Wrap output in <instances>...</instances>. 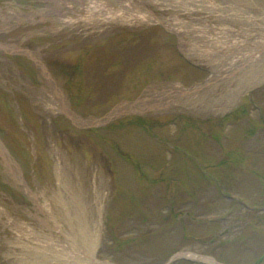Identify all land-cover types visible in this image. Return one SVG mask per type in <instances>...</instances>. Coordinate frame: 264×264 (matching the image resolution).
I'll return each instance as SVG.
<instances>
[{"label":"rangeland","instance_id":"1","mask_svg":"<svg viewBox=\"0 0 264 264\" xmlns=\"http://www.w3.org/2000/svg\"><path fill=\"white\" fill-rule=\"evenodd\" d=\"M135 1L168 25L87 19L103 0H0V208L65 241H35L48 264L84 250V224L100 264H264V80L225 96L264 71V0ZM197 2L212 10L183 12Z\"/></svg>","mask_w":264,"mask_h":264},{"label":"bare ground","instance_id":"2","mask_svg":"<svg viewBox=\"0 0 264 264\" xmlns=\"http://www.w3.org/2000/svg\"><path fill=\"white\" fill-rule=\"evenodd\" d=\"M140 1H142V0H140ZM143 1L145 3H150V4H154L153 2H156V0H143ZM159 2L163 6H166V7H175V5H180L179 3H181V2H177L176 0H174L173 4L172 3H167L166 5H165V3L167 1H165V0L159 1ZM95 3H96L95 11L92 12V10L89 9L91 14H88L87 18L95 20L97 17H100V18H104L105 19L104 21H107V20L108 21H114V20H116L118 23H123V22L134 23L135 21L136 22L139 21L141 23H145L148 20H153V18H154V20H156V21H159V22H161V23H163L165 25L167 24V22L164 23V19L162 20V18L157 17L155 15V13L151 12L145 6H142L141 4L136 2L135 0H115V4L114 5L109 4L112 7H115V8H113L114 10H111L109 8L106 9V5L105 4L109 3V0H103V2H95ZM111 3H113V2H111ZM197 3H199V5H195V8L193 6L194 4H188V6L190 8L184 7L183 9H185V10H183V12L192 13V12H194L193 9H195V11H200L201 9L206 10V11H211L212 10V8H211L212 5H208L206 3L201 4L200 2H197ZM228 16L235 17V13L231 14V12H229ZM179 21L180 20L176 19V23L177 24L179 23ZM207 26H208V28L214 29L213 27H211L209 25H207ZM174 27L173 28L170 27L169 30L172 29L175 33L177 32L179 34L181 32V30L179 28V25H177V26L174 25ZM192 29L195 31L198 28L195 25H193ZM207 29L204 28V29H202V31L206 32ZM216 30H220V29L218 28ZM205 34L206 33H204L203 36L206 37ZM226 34L230 35L231 33L227 32ZM249 37H251V36H249ZM246 38H247V36H245L243 34L244 41L240 40V38H237V39L242 44H247V42H250V41L249 40H245ZM206 40L210 41V37L207 36ZM210 42L211 43L203 42L204 43L203 45L206 46L205 48H207L208 50H211V51L214 50V49H217L216 47H218V46L215 43H212V41H210ZM235 42L237 43V41H235ZM221 44H223V43L219 42V46ZM212 58L216 59L215 55ZM38 59H39V56H38ZM244 60H246V59H240L239 63L237 62L238 63L237 70L241 71L242 69L245 68L246 65H244ZM212 65H214V63ZM218 69H219V67H217V68L213 67L214 71L211 73V75H212V80L211 81L212 82L217 81L218 77L220 75L221 76L223 75V72L218 70ZM249 73L253 74V71H250ZM240 76H242V72H241ZM243 76L245 77V79H243ZM243 76L239 78L240 79V83L239 84L233 85L230 88V91H229L230 94L228 93L229 95L228 94L227 95L224 94L227 99L228 98L230 99L229 106H231V105L233 106L236 103V100L238 99V97L240 95L247 94L248 92H250V89H252L257 84H259L260 81L264 80L263 79L264 78V71L263 70L257 71L256 73L251 75L249 78H246L247 74H244ZM51 84H52V82H51ZM154 91L157 92L156 89ZM163 93H165V92L164 91L163 92H159V94H161V95ZM174 93L178 94L180 92H172L173 95H174ZM55 94H57V93H55ZM231 96H234V98H231ZM52 98H54V97H52ZM55 101H56L55 102L56 105L59 107V104H58L57 100H55ZM48 102H51V101H48ZM51 103H53V102H51ZM59 180L62 183L63 178H62L61 175L59 176ZM36 200H37V202H41V199H40L39 196L36 197ZM42 204H43V202H42ZM49 207L48 208L46 207V209L48 211L50 210ZM62 207L66 208V205L62 204ZM41 208H42V206H41ZM65 211H66V209H65ZM0 214H4L2 216L7 217L10 220L12 219L14 222H5V224L9 226L10 223H14V225H15L14 229H16V231L20 234V235H18L19 238L16 237V241H12L11 239L7 240V244H9L10 247H11L10 252L13 250L12 251V253H13L14 249L17 248V247H21L22 248L21 249L22 250L21 253H19L18 255L14 254V258H13V262L14 263L13 264H28L30 258L34 259L35 257H36L35 260H32L31 264H48L46 262L47 260L48 261H52V260L53 261L54 260L57 261L59 259V258H56V257H55L56 258L55 259L53 254H52V257L51 256H49V257L47 256L46 257L45 256L46 254L43 253L45 251H43V250L40 251L39 247H35L33 244H35V241L41 242V244H43V246H42L43 249L45 248L46 250L49 251L52 248H56L57 249L58 244L60 246H61V244L64 245L65 241L63 243V241L61 242L60 240H57L56 238H54L52 236H49V235H46V234L43 235L42 232L40 233V232L34 230L33 228L29 227V225H27L26 223L14 220V218L8 212H6L5 210H2L1 208H0ZM72 229H73V227H72ZM97 231H98V228L93 229L91 227V225L84 224L82 226V229H81V232H82L83 236H85L84 239H83V244H82L84 250L79 249V252L75 253L76 256L75 255L74 256H70L69 255L70 256L69 259H65L64 258L65 259V260L63 259L64 261H62V262L59 261L56 264H100V262L98 261L97 250H98V247L100 245V237L101 236H100V234ZM64 248H67V246H64ZM6 255H7L6 257H8V259H10V257L12 258V256H13V254H11V253H6ZM181 255L182 256H186L187 258H192V259H198V260L202 259V260L207 261L208 263H212V264L215 263L213 260L206 259V258H201V257H198L197 255L192 254V253H182ZM44 256H45V258H43ZM62 256H61L60 259H62ZM39 259H41V261L37 262V260H39Z\"/></svg>","mask_w":264,"mask_h":264}]
</instances>
